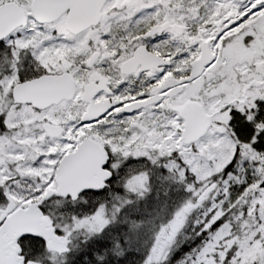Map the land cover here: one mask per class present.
<instances>
[{"label":"snow or ice","instance_id":"6c2138e0","mask_svg":"<svg viewBox=\"0 0 264 264\" xmlns=\"http://www.w3.org/2000/svg\"><path fill=\"white\" fill-rule=\"evenodd\" d=\"M0 264H264V0H0Z\"/></svg>","mask_w":264,"mask_h":264}]
</instances>
